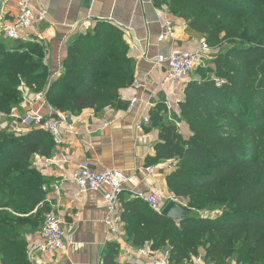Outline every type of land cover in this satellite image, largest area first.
<instances>
[{"label": "trees", "instance_id": "1", "mask_svg": "<svg viewBox=\"0 0 264 264\" xmlns=\"http://www.w3.org/2000/svg\"><path fill=\"white\" fill-rule=\"evenodd\" d=\"M156 3L184 18L215 52L197 68L180 103L189 139L165 120L162 105L150 111L161 141L149 162H176L167 184L188 213L174 220L123 192L127 239L136 247L150 241L154 251L167 248L171 264H184L201 249L209 264H264V0ZM130 49L121 26L99 20L69 45L52 81L44 42L2 39L0 112L11 115L21 106L25 83L44 91L56 111L101 113L135 81ZM55 148L53 135L40 127L19 133L0 128L1 264H31L28 236L40 232L51 209L44 189L49 180L35 160L53 156ZM200 208L221 212L204 216L196 212ZM118 253L119 244L109 243L104 263L118 264Z\"/></svg>", "mask_w": 264, "mask_h": 264}, {"label": "crops", "instance_id": "2", "mask_svg": "<svg viewBox=\"0 0 264 264\" xmlns=\"http://www.w3.org/2000/svg\"><path fill=\"white\" fill-rule=\"evenodd\" d=\"M2 1L0 30L13 22L18 13V0ZM32 1L46 10L47 19L26 30L23 40H38L46 44L52 81L62 72L69 45L99 20L111 21L127 30L124 32L131 46L130 56L135 60V81L121 89L114 105L103 112L86 109L80 115H72L69 121L74 124L75 133L68 132L63 126V140L56 145L53 156L36 157L35 165L48 178L49 184L59 181L58 189H49L47 202L60 217L66 232L65 240L70 247L67 251L57 252L38 250L30 258L31 264H101L105 262V250L112 242L119 244L118 264H155L148 255L137 251L139 247L128 241L127 232L121 238L109 232L105 223V189L80 194L78 186L70 178L79 166L87 162L97 172L119 169L126 174H135L139 180L136 190L148 191L158 187L163 191L166 203L174 199L168 188L167 175L176 162H149V157L156 155L155 147L161 141L160 129L150 124L138 128L137 124L142 116H150L152 109L162 105L165 120L176 124V133L185 139L190 138L192 133L181 115L180 103L185 99L187 83L197 79L196 70L186 83L166 82V67L159 66L156 61L159 55L170 52L195 51L206 38L190 27L184 18L171 13L166 5L158 6L157 0ZM3 37L0 34V40ZM134 97L138 101L133 105ZM29 112L46 116L50 114L51 107L46 98L37 100L30 94L12 114ZM108 121L110 124L103 126ZM153 166L155 169L149 171L148 168ZM125 187L123 192L132 196V188L129 185ZM177 201L184 204V201ZM28 242L29 247L42 242V237L39 232L29 235ZM147 244L151 242L144 243ZM167 251V248L155 250V257L163 260ZM204 255L205 250L201 249L197 257Z\"/></svg>", "mask_w": 264, "mask_h": 264}, {"label": "built area", "instance_id": "3", "mask_svg": "<svg viewBox=\"0 0 264 264\" xmlns=\"http://www.w3.org/2000/svg\"><path fill=\"white\" fill-rule=\"evenodd\" d=\"M47 19L46 10L38 7L32 0H18V13L13 22L6 25L0 30L6 39L18 40L24 38V32L31 30L35 26H39ZM122 27V26H121ZM124 31H127L122 27ZM168 32H171V28L167 26ZM215 50L209 46L205 40L201 46L195 51H175L170 52L168 55H159L157 58V64L159 66L166 67L165 81L166 82H179L186 83L191 74L197 70L199 66H206L208 60L211 58ZM221 83V82H220ZM21 91L23 92L24 99L30 94L35 96V99L45 98V92H35L27 88L25 83L21 84ZM137 97L132 99V104H136ZM51 107V106H50ZM12 117L13 122L10 128L13 132L27 131L32 127H40L49 131L55 140L56 145L62 143L63 131L62 127L66 126L67 131L75 133L76 128L73 123H70L72 117L69 113H62L55 111L51 107L49 115H43L38 112H29L25 115L11 114L6 115L0 112V128H7L4 125V119ZM150 116H142L138 122V128H143L145 124H150ZM110 122H104L103 126H108ZM9 128V130H10ZM49 160L46 161V163ZM155 167H149V171H153ZM77 186L79 193H85L88 191H101L105 189L103 197L106 202L107 214L105 223L109 232L114 236L120 238L125 234L124 223L122 218L121 209V194L126 189V185H129L132 189V196L135 198H141L146 201L155 211L162 213L166 206L164 194L161 188H153L148 191H139L136 188L139 185V180L135 174H126L119 169H107L103 172H97L90 168V165L86 162L79 166L71 175L70 178ZM59 181H55L51 184L44 186L45 190L50 188L58 189ZM174 200H177L175 196ZM207 215V214H206ZM42 237V242L31 244L28 247V256L32 257L36 251H67L70 244L66 242L65 229L62 227V221L56 214L55 210L51 207L47 213L45 222L39 232ZM140 254L148 255L155 264H171L168 258V251L165 252L167 257L163 260H158L155 257V251L151 248L150 244L137 248ZM101 264H104L103 262ZM184 264H209L203 257L193 258L190 261H186Z\"/></svg>", "mask_w": 264, "mask_h": 264}, {"label": "water", "instance_id": "4", "mask_svg": "<svg viewBox=\"0 0 264 264\" xmlns=\"http://www.w3.org/2000/svg\"><path fill=\"white\" fill-rule=\"evenodd\" d=\"M3 7V1L0 0V11ZM187 210L177 200H170L166 206L164 207L162 214L168 218L174 219V220H181L187 215Z\"/></svg>", "mask_w": 264, "mask_h": 264}, {"label": "rangeland", "instance_id": "5", "mask_svg": "<svg viewBox=\"0 0 264 264\" xmlns=\"http://www.w3.org/2000/svg\"><path fill=\"white\" fill-rule=\"evenodd\" d=\"M3 39H5L7 42L13 41L11 39H6L5 37H3ZM12 122H13V120H12V117H10V116H8V118L4 119V121H3L4 125L8 126L7 127L8 129L10 128V125H11ZM10 131H13V130L10 128ZM185 204H186V202H185ZM196 212L199 213V214H202L204 216L206 214L210 215V216H216L217 214H219L221 212V210L218 209V208H214V209L200 208V209H196Z\"/></svg>", "mask_w": 264, "mask_h": 264}]
</instances>
